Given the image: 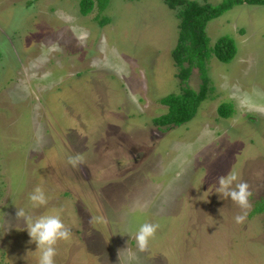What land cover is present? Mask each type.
<instances>
[{
    "label": "rangeland",
    "instance_id": "obj_1",
    "mask_svg": "<svg viewBox=\"0 0 264 264\" xmlns=\"http://www.w3.org/2000/svg\"><path fill=\"white\" fill-rule=\"evenodd\" d=\"M81 2L0 0V264H36L19 208L70 228L56 264H264V5L209 22L210 47L230 36L237 55L211 54L209 98L189 123L160 129L161 99L181 92L176 11L109 0L85 15ZM202 83L195 67L187 85ZM233 172L231 187L252 192L241 223L245 210L217 193ZM37 186L48 203L33 208ZM145 222L159 227L141 252Z\"/></svg>",
    "mask_w": 264,
    "mask_h": 264
},
{
    "label": "trees",
    "instance_id": "obj_2",
    "mask_svg": "<svg viewBox=\"0 0 264 264\" xmlns=\"http://www.w3.org/2000/svg\"><path fill=\"white\" fill-rule=\"evenodd\" d=\"M163 2L176 11L180 20L179 39L172 55L179 68L177 76L181 80V92L171 93L161 99L162 104L168 107V112L155 118L154 122L158 126L166 127L165 129H171L189 123L197 115L202 103L209 98L210 92L214 90L207 65L211 54L224 63L231 62L237 55L236 41L230 36L219 38L215 46L210 47L211 40L207 33L209 22L236 5H264V0H225L219 5L201 3L197 0H163ZM97 4L103 12L109 5V0H82L81 12L88 15ZM108 19L110 18L107 17L100 23L104 26ZM195 67L199 68L203 80L199 90L187 85ZM234 112L231 104L224 103L219 107V113L224 118H230ZM262 211H264V203L260 209H255V213Z\"/></svg>",
    "mask_w": 264,
    "mask_h": 264
},
{
    "label": "clouds",
    "instance_id": "obj_3",
    "mask_svg": "<svg viewBox=\"0 0 264 264\" xmlns=\"http://www.w3.org/2000/svg\"><path fill=\"white\" fill-rule=\"evenodd\" d=\"M69 163L74 168L78 167L80 159L78 157L70 158ZM237 178L235 172L227 177H221L217 193L230 197L231 200L238 203L245 210L243 215L235 217L236 222L241 223L247 216L246 210L250 207L249 200L252 192L246 182L238 183L235 188H232L233 181L237 180ZM29 201L33 208H40L48 203V196L42 187L37 186L29 194ZM17 216L26 221L27 230L31 238L30 242H35L37 245L35 251L38 253L36 264H56L58 244L61 241L70 239V228L65 225L59 215L55 214H44L33 218L23 208H19ZM158 227L159 225L151 222H145L140 225L135 235L139 251L144 252L148 249L150 241L155 238Z\"/></svg>",
    "mask_w": 264,
    "mask_h": 264
},
{
    "label": "flooded vegetation",
    "instance_id": "obj_4",
    "mask_svg": "<svg viewBox=\"0 0 264 264\" xmlns=\"http://www.w3.org/2000/svg\"><path fill=\"white\" fill-rule=\"evenodd\" d=\"M158 126V125H157ZM160 129L166 128V127H162V126H158Z\"/></svg>",
    "mask_w": 264,
    "mask_h": 264
}]
</instances>
